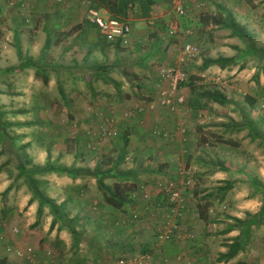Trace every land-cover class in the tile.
I'll return each mask as SVG.
<instances>
[{
    "label": "crops",
    "instance_id": "0c3cea01",
    "mask_svg": "<svg viewBox=\"0 0 264 264\" xmlns=\"http://www.w3.org/2000/svg\"><path fill=\"white\" fill-rule=\"evenodd\" d=\"M199 1L201 0H198V3H195V0H184V2H181L185 10L183 17L181 15L177 16L174 13L173 7L170 13L166 9V6L159 3V1L153 5L161 9L158 16L168 21L172 28H176V31H183V29L191 28L192 24H201L200 16L197 19L192 16L196 9L206 8L205 10L207 11L211 9L215 11L217 9L216 6L221 4L227 10H231L230 12L234 18L238 12L243 14L241 16V22L237 19L235 20L244 27L247 33L245 36L246 40L248 36V39H250L249 42H252L255 46L256 39L264 43V0H242L241 2L239 0H214L215 2L213 3L207 2L201 5H199ZM252 2L254 3L252 4ZM47 17H45L42 24L44 44L47 37L49 39L51 38L49 33L50 27L61 25L60 18L52 19L55 17L54 14L51 19L49 18L50 14H47ZM206 18L209 17L206 15L204 19ZM152 22H154V18L149 20V23ZM206 22L207 24H211V26L219 27L213 24L211 17ZM79 33L80 30L69 35L59 28L54 39V48L57 57L52 63H50V60L44 61L46 57L45 51L49 48L47 47L38 55V74L37 69L34 67H23V72L19 74L29 82V90L32 89L33 82L47 87L48 93L40 96L39 104L41 107L49 105L52 113L48 115L43 114L48 109L44 107V110L41 108L39 119L18 118L15 121H8L7 135L11 144H13V147L9 151L16 158L14 165L15 167L17 166V169L20 163H24L29 168L32 165L43 166L46 162H50L55 166L67 170L64 172L49 171L35 175L40 180L39 188L41 191L51 198L55 204L59 205L63 211V214H53L47 205L42 207L44 211L43 217L45 216V219L41 223L43 224L44 232L48 233L47 237L57 241V243H61L64 248H67L65 250H68L71 256L70 264H97L96 261L102 252L108 254L109 251L110 253L113 251L115 253V250H120L124 254L132 256L131 258H139L144 264H211L207 252L209 249V240L207 238L211 233L209 234L208 232L209 220L206 219V210L209 213L218 210L221 211L219 212V216L224 221L227 220L225 218L226 214H229L232 218L235 217L244 222L228 224L227 228H224L222 231L224 236L229 237L227 240L228 244L232 242H238L240 244L236 254L228 259L226 257L223 258L221 254L227 252L228 247L226 246V250L224 251L221 247L218 250L221 252L213 264H264V218H260L261 216L264 217V213L262 215L259 214L264 197L261 188L253 183L249 173L256 169L254 160L252 158H237L233 162V172L237 173L238 176L234 177L232 175L223 178V170L213 166L208 168L205 173V178L202 179V188L197 193L193 192L192 188L194 184L196 185V182L193 178L187 176L192 171L191 167L184 169L186 165L182 163H185L189 157V153H191L189 148L193 144L191 141L192 136L186 134V132H189L188 127L191 125L193 117H196L197 110L189 106V100H185V107L181 105L176 111H170L160 103V99L156 100L158 104L155 107L154 100L151 98L143 100L137 93H133L131 97L125 96L124 98H114L115 100L111 99L118 107V111L134 107L132 109L133 111H129L131 109L127 110L129 113L134 112V114L133 116L130 115L132 117L129 118L124 116L122 112L119 114L114 113L116 120L119 121L116 127L119 125V129L122 130V139L119 140L118 144L110 141L108 142L109 148L102 147L100 149V142L105 140L101 139L102 136L99 131V125L101 123L99 122L111 116L112 112L108 110L107 102L103 100H98V102L88 101L87 105L83 102L81 105H85L87 110L86 112H82L80 102L73 98L75 90L85 89L91 93V90L100 91L105 86L107 89H110L111 86L117 89L119 87L123 89L131 87L128 83H126V87L119 86V81L112 76V74L116 75L115 73L107 74V76L106 74L103 75V70H110L109 72L111 73L112 68L116 65L109 61L112 55L109 50L106 51L103 48V37H100L98 34L87 35L83 32L79 35ZM174 34L176 35L177 32ZM227 35L228 37L221 43L222 51L216 57L234 56L235 60L232 63L226 64L224 67L209 65L205 69L202 68V71L206 72V81L218 82L225 75L224 73H231L234 75L233 80L235 81L232 87L239 93L234 99H238L240 105L243 104L240 103L243 102V99L249 103L257 102V98L261 94L254 95L250 92V87L264 82V73L259 78L261 67L258 68L259 65L264 66V60L260 61L256 57L258 59L256 65L255 63L250 65V62L246 58L248 57L250 59V56L253 55L247 50L243 51L249 42H245V39L237 35H232L231 30ZM142 38L146 39L145 34L135 29L131 33L130 42H139L137 40H142ZM75 40L81 41L80 43H76ZM105 42L107 41L105 40ZM235 46L240 48V50L236 49ZM259 47L264 49V45ZM165 52L167 53V51ZM155 53V50H151L145 54H139L137 59L143 60L142 62H138L137 65L139 66L130 64L134 65V67H139L142 72H145V70L151 71L150 69L153 70V67H156L152 64L154 62L152 57ZM63 58L70 59V61L62 65ZM215 68L222 76L210 75L211 69L216 71ZM149 76H151V73H149ZM253 80H258L256 82L257 84ZM244 83L248 86V91L244 90L242 97L240 96V92ZM64 88L71 90L67 93H70L69 97L72 98L68 99L65 94L64 96L62 95V104L65 107H61L54 100V97L57 94V89L62 90ZM156 92L158 94L157 90ZM246 96L250 98H246ZM233 102L236 103L235 101ZM60 108H63L62 110H69L70 114L68 115L66 113L63 117L62 114L64 112H58ZM111 108L115 109L112 106ZM183 108H187L189 113V116L186 118H184V115L181 118L180 115L183 113V110L180 111ZM76 110H79V113H76ZM127 111L124 112L128 113ZM28 112L24 110V115L32 116L30 114L31 112ZM99 117L103 118L99 120ZM111 118L115 119L113 116ZM196 121L198 120L196 119ZM77 122L84 123V126L76 131L75 125ZM139 122L143 124L140 125ZM184 122L186 125L183 126L182 124ZM152 127L166 129L169 134L167 136H155L153 134V137L157 138H151L146 129L150 128L151 131ZM199 128L197 126V128L191 129L196 131ZM253 133L255 132L253 131ZM86 138H90L92 141L96 139L97 141L94 145L92 142H87L88 148L91 147L88 156H91L88 165H83L82 160L84 159L83 154L85 151L79 148V145L81 142H85ZM20 149L23 151L20 152ZM95 149L98 150L97 153H100L99 155L92 152ZM146 159L150 162L147 163ZM213 159L211 162H214ZM199 160L201 161L200 158ZM203 164L206 163L204 162ZM192 167L193 169L196 168L194 165ZM4 176L3 173H0V197L2 196L1 193L10 187L12 183L10 182L11 180L4 179ZM169 177H176L175 179H177L178 183L183 184L184 201L182 216L179 219L180 227L175 232L179 233L178 235L183 234L184 236L190 234L194 237L195 235L197 238L195 242L196 246H190L187 243L190 240L186 242L184 241L186 240L185 238H174L170 241L160 242L155 237L153 244L142 245L143 252L147 251L146 247L151 249L148 251L150 256L146 259L145 255L140 256V254L133 251L137 238L136 234L139 229L134 230L136 228L132 226L133 223H130L133 222L131 216L134 212H138L144 217L141 220L147 218V221L153 225L152 227L157 232L163 228L165 225V217L163 211H161V207L166 203L167 197L159 191V187ZM224 179H237L235 180V183L238 184L237 187L241 185L245 186L242 191L235 193V202L233 203L229 201L228 194L225 197L223 190L221 191L222 188L217 187L223 183ZM261 183H264V178H262ZM116 190L125 197L121 205L117 203L116 197L111 194H115ZM8 191L9 200L7 204L9 206L7 210L9 212L22 213L23 216L27 213L30 216L27 225L30 226L31 223L35 222L39 201L33 199L29 203L32 194L30 191H25L24 189L17 196L15 186ZM143 191L149 193V198L144 197ZM83 192L85 195L81 200L79 195L82 196ZM86 206H90L93 214L100 213V216L103 215V217L111 219L112 222L114 217L122 219L124 224L128 220L129 225L120 224L119 229V233L125 240L120 242L118 246L112 244L106 248H100L94 237L86 235L88 237L86 238L85 235L79 234L83 231L80 230L79 232L76 227L70 226L68 222L77 221L81 214L87 215L85 212L88 211L84 209ZM2 207H4V204L0 202V208ZM26 208L27 211L25 210ZM120 215L123 216L121 217ZM66 218H70V220ZM86 219L83 220L86 221ZM53 220L54 225L50 228ZM220 224L224 225L223 222ZM95 230H102V228L95 226ZM140 231H142L141 233L144 232L143 229ZM199 235H201L202 239L198 238ZM133 236L136 237L132 239ZM23 240L25 242L22 244H28L29 242H35L36 238L27 233V237ZM85 240L90 242L91 247L83 243ZM79 246L80 248L78 249ZM46 248H42L41 246V249H38L40 251L39 253L42 255V252ZM189 253H194L199 257L195 255L189 256ZM58 260L60 261L59 258Z\"/></svg>",
    "mask_w": 264,
    "mask_h": 264
},
{
    "label": "rangeland",
    "instance_id": "374dc122",
    "mask_svg": "<svg viewBox=\"0 0 264 264\" xmlns=\"http://www.w3.org/2000/svg\"><path fill=\"white\" fill-rule=\"evenodd\" d=\"M92 1L93 0H21V2L18 4L12 3L13 0H0V112H3L2 119L0 120V129L2 128V123L4 121H15L18 120V118H30L31 120H34L35 118L39 119L41 108L43 110L45 108H48L43 114L48 115L52 113V109L49 108V105L41 107V105L39 104L40 96L48 93L47 87H45V85H41L40 83L33 82L32 89L29 90V82L27 81V79L19 75L20 72H23V68L18 67L19 61L17 56V49L19 48L21 50L22 56L31 57L34 64L39 62V60L37 61V58L40 52L43 51L44 47V32L42 29V24L45 17L48 18L47 14H50V19L53 14L55 15V17L52 19L55 20L57 18H60L61 25H54L49 29L51 38L49 39V45L47 46L49 48L45 51L46 57L44 58V61L50 60V63H52V61L57 57V53L54 48V39L56 33L59 31V28H61L63 32H67V34L69 35H72L76 31L80 30L79 35L84 32L87 35L98 34L100 37H102L97 27L93 26L91 24V21H88L86 19V14L87 11L91 9ZM152 1L153 4L158 1L161 4H164L166 6V9H168V11L171 13L172 7L174 5L173 0ZM176 1L184 2V0ZM239 1L241 2L242 0ZM207 2L213 3L215 1L201 0L199 1V5L203 3L205 4ZM195 3H198V0H195ZM253 3L254 2H252V4ZM153 4L150 7L149 15L147 17H144L141 14L139 5L134 4L132 6V9L129 11L128 16L125 18V20H128L131 24L132 32L135 29L137 31L140 30L142 31V34H145L146 39L142 38V40H137L139 42H130L129 38V44L122 47L114 43H107L102 38L104 44V47H102L105 48L106 51L109 50L112 55L109 61L112 62V64H116L112 68L111 73L109 72L110 70H103V75L106 74L107 76V74L110 75L112 73H115L116 75L112 74V76H114L115 79L119 81V86L126 87V83H128L131 88L123 89L119 87L117 89L116 87L111 86L110 89H107L105 86L100 91L91 90V93L89 92V90L77 89L73 94V98L80 102V106H82L80 107V109L82 110V112H86L87 110V107H85V105H81L83 102H85L86 105L88 104V101L98 102V100H103L107 102L108 110L112 112V115L110 114L111 116L107 118H111L112 116L115 118L114 113L119 114L121 112L126 117H132L134 112L129 113L127 110L131 109L129 111H133L132 109H134V107L126 108V110L123 111H118V107L111 99L115 100L114 98H124L125 96L131 97L133 93H137L143 100H148L149 98H151L152 100H154V104L156 107L158 104L156 100L160 99L161 90L167 88V84L165 82H160L157 79L158 68L162 66L166 67L176 65V56L179 52L181 44L183 42H192L198 46L199 53L192 60H189L182 65L183 70L185 71L186 79L180 84L178 94L182 95L184 97V100H189L191 97H194L196 95L197 90L200 89V85L204 84L208 87L219 89L226 95L228 99V101L224 104L203 100L202 102L205 104V106L203 108L196 109V117H193L191 125L188 127L189 132H186V134L192 136V139H190L193 144L192 147L189 148L191 153H189L188 159L185 161V163L182 164L186 165L184 169L191 167L192 171L187 176L193 178L196 182V185H193L192 191L197 193L198 190L202 188V179L205 178L207 169L212 166L224 171L223 178H227L228 176L232 175L233 177L238 176L237 173L233 172V162L239 157H242L243 159L252 158L254 160L256 169L252 170V172L250 171L249 173L251 175V180L253 181V183L257 187H259L257 185L258 182H261L262 178H264V82L257 84L256 82L258 80H253L257 85H252L250 87V92H252L254 95L261 94V96H258L257 102H254L253 105H251V103L243 99V102H240L243 104L240 105L238 103V99H234V97L239 93L235 89H233L234 87H232L235 83V81L233 80V74L227 72L224 73L225 75H223V77H221L220 81L218 82L206 81V72L202 71V58H204V56L216 57L218 54H220L222 51L221 43H223L224 39L228 37L227 34L231 29L214 27L211 26V24H207V22L205 23V21H209L210 17L212 16H218L220 13H223L222 11H219L217 9L215 11L213 9L207 11L205 10L206 8L196 9L192 16L196 19L200 16L201 24H192L191 28L183 29V31H178L175 35L168 33L170 23L168 21H165L163 17L158 16L161 9L157 8L156 5ZM206 15L209 18L204 19ZM183 16L184 15H182V17ZM241 16H243V14L238 12L236 13L235 19L241 22ZM153 18L154 22L149 23V20ZM65 38L67 39V36ZM80 41L81 40H75L76 43H80ZM255 42L256 48H261L259 46L264 45V43L260 40L256 39ZM151 50H155L156 52L152 57L154 61L152 64L156 66L153 67V70L150 69L151 71L145 70V72H142L140 71L139 67H134V65H131H137L138 62H142L143 60L137 59V56L139 54L150 52ZM165 51H167V53ZM250 57V59L247 57L246 60L250 62V65H253L254 63L256 65L258 59L254 56ZM68 61H70V59L63 58L62 65L67 64L65 62ZM259 67H261L259 72V78H261V74L264 73V66L259 65L258 68ZM210 72L211 76H222L221 73H218L217 69L216 71L211 69ZM149 73H151V76H149ZM191 88H193V90ZM156 90L158 91V94L157 92L155 93ZM244 90L248 91V86L245 83L243 84V88L240 92V96L242 97ZM70 91V89L66 88L62 90L57 89V94L54 97V100H56L61 105V107H65L62 104V95L64 96L65 94L68 99H71L72 97H69L70 93H67ZM233 101H235L236 103H234ZM185 103L186 102L181 105L183 106ZM111 106L115 109L111 108ZM62 109L63 108H60V111L58 112H64L62 114L63 117L66 113L68 115L70 114L69 110L67 111L65 109ZM24 110L31 112L30 114H32V116L24 115ZM124 111H127L128 113H125ZM180 111L183 112L180 114L181 118L183 117V115L184 118L189 116L187 108H183ZM75 112L79 113V110H76ZM102 118L99 117V120ZM107 118L101 120L102 122L100 121L99 123H104ZM196 119L198 121H196ZM249 120L252 123H249ZM118 122L119 121H117L115 118L114 122H112V125L116 127ZM81 123L82 122H77V124L75 125L76 131L80 130L82 126H84V123ZM139 124L141 125L143 123L139 122ZM182 125L184 126L186 125V123L184 122ZM197 126H199L200 128L196 129V131H193L192 129L197 128ZM251 126L257 131H255V134L251 131ZM7 128L8 126L3 127L0 131V173H3L5 175L4 179L11 180L10 182L12 183L10 187H8V190L10 188L13 189V186H15L16 195L18 196L21 194V191H23V189L25 191L30 190L25 176L19 175V170L17 169V166L15 167L14 165L16 163V158H14V156L11 155L9 151L13 147V144H11L10 139H8ZM116 129L118 135H116L115 137H101V139L105 141L100 142V149L102 147L109 148L108 142L110 141L118 144L119 140L122 139V130L119 129V125L118 127H116ZM146 130L151 138H154V135L164 136V132L169 134L166 129L160 127H152L151 131L150 128ZM156 138L157 137H155L154 139ZM88 141L92 142V144L94 145L97 140L93 139L92 141V139L86 138V141L81 142V144L79 145V148L85 151L83 154L84 161L82 160L83 165H88L89 158L91 156H88L89 150L91 151V147L88 148L87 146ZM22 151L23 150L20 149V152ZM92 152L94 154H100L97 153L98 150L96 149ZM199 158L201 159V161L199 160ZM212 159L214 160V162H211ZM146 162L148 163L150 161L146 159ZM201 162H205L209 165L203 164ZM193 165L196 167L195 169H193ZM235 180L237 179H224L223 183L217 186L222 188L221 191L223 190L225 197H227L228 194L229 201L232 203L235 202V193L237 191H242L243 188H245L244 185L237 187L238 184L235 183ZM123 188H125V186H123ZM1 195L2 196L0 197V202H3L4 207L0 208V264H31L28 259L19 257L13 252L15 248L24 249L27 246H33V248L35 249L34 258L36 263L41 262L42 256H40L39 250L42 246V248L50 247L55 250V252L57 253V257L60 259L61 263L70 264L71 256L69 251L65 250L67 248H64L61 243H57V241L48 238V233H45L43 230V224L41 222H43L45 219V216L43 217L44 211L38 218L39 220L37 224L31 223V225L28 226L27 221L30 219V216L26 212V215L23 216L22 213L11 211L9 212V210H7L9 206L7 204L9 200V191L6 190V192L1 193ZM84 195V192L82 196L79 195L81 197V200L84 198ZM84 209L88 211L85 212L87 215L81 214V216L78 217L79 219L77 221L68 222L70 226L76 227L79 232L80 230L83 231L79 234L85 235V237L86 235L94 237L100 248H106L107 246L112 244H116L118 246L120 242H123L125 240V238L119 233L120 224H124L122 222V219L114 217L112 222L111 219L103 217V215L100 216V213L93 214L91 212L90 206H86L84 207ZM25 210L27 211V208ZM219 212L221 211L217 210L209 213L206 210V219L209 220L208 232L209 234L211 233L207 238L209 240V249L207 252L209 254L208 256L210 258L211 264H213V262H216L215 259H217L219 253L221 252L218 250L222 247L224 251L226 250V246L228 245L227 240L229 237L224 236L222 231L224 230V228H227L228 224H235V220L231 217V215L226 214L225 218L227 220L224 221L221 219V216H219ZM85 218H87L86 221L83 220ZM142 218H144L143 215H140L137 219H133L131 216L133 222L130 223H133L132 226L136 228H133L134 230L139 229L138 233L136 234L137 238L135 240L136 243L133 251L140 254V256L145 255L146 258L147 255L150 256L148 251H150L151 249L146 247L147 251H144V253L142 251V245L153 244V239L157 235V230L152 227L153 225H151L147 221V218L141 220ZM260 218L263 219L264 217L261 216ZM36 219L37 215H35V220ZM66 219L70 220V218ZM222 222L224 223V225L220 224ZM124 225L128 226L129 221L126 220ZM95 226H99L100 228H102V230H95ZM14 227L18 228L16 232L13 230ZM88 229L90 230L88 231ZM141 229H143L145 233H141ZM27 233L31 236H34L36 240L35 242L22 244L23 242H25L23 239L27 237ZM135 237L136 236H133L132 239H134ZM198 238L202 239L201 235H199ZM188 240L190 241L187 242ZM196 240L197 238L194 235V237L190 236V238L188 237L184 241L190 244V246H196ZM83 243L86 246L91 247L88 240H85ZM79 248L80 246L78 247V249ZM109 253L105 254L102 252L101 256L98 257L96 263L116 264V262L120 258L132 257L124 254L120 250H115V253L111 251L110 255ZM194 253H196V251H194ZM194 253H189V256H196V254Z\"/></svg>",
    "mask_w": 264,
    "mask_h": 264
},
{
    "label": "built area",
    "instance_id": "2783aa9c",
    "mask_svg": "<svg viewBox=\"0 0 264 264\" xmlns=\"http://www.w3.org/2000/svg\"><path fill=\"white\" fill-rule=\"evenodd\" d=\"M60 1V0H54ZM21 0H13L12 3H20ZM174 13L177 16L185 14V10L180 1H174L173 5ZM86 19L96 24V27L102 37L109 43H114L119 46H127L129 44V38L132 33V27L128 20L118 19L109 16L106 11L100 9H89L86 14ZM178 32L176 28L169 26V34ZM199 53L198 46L192 42H183L180 46L179 52L176 56V65L174 66H162L158 68V79L160 82H165L167 88L160 92V103L166 106L170 111H176L181 104L185 102L184 97L178 94L180 84L185 81V71L182 65L187 61L192 60ZM113 118H107L104 123L99 127V131L102 137H115L118 135L116 127L112 125ZM166 132L163 133L166 136ZM183 184L169 177L165 183L160 185L159 191L167 197V201L161 207V211L164 213L165 225L157 232V240L160 242L170 241L175 239L190 238V234L184 236L178 235L175 231L179 229V219L182 216L183 207ZM145 198H149V193L143 191ZM140 216L138 212L132 214L133 219H137ZM15 232L17 228L13 229ZM176 233V235H174ZM192 237V236H191ZM14 254L26 258L31 264H61L58 260L56 252L52 248H46L42 252L41 262H35V249L33 247H26L24 249L15 248ZM148 255L146 259H148ZM117 264H144L139 258H121L117 261Z\"/></svg>",
    "mask_w": 264,
    "mask_h": 264
},
{
    "label": "trees",
    "instance_id": "16d2710c",
    "mask_svg": "<svg viewBox=\"0 0 264 264\" xmlns=\"http://www.w3.org/2000/svg\"><path fill=\"white\" fill-rule=\"evenodd\" d=\"M134 4H138L141 14L144 17H147L149 15L150 7L152 6L153 1L152 0H93L91 8L105 10L106 13L111 17H115L118 19H125L128 16L129 11L132 9V6ZM217 9L219 11H222L224 14L220 13L218 16H214V17L212 16L211 21L213 22V24L219 27L229 28L231 29L232 35H237L245 39V36L247 33L244 27H242L239 23L236 22L233 14L221 4H218ZM91 24L93 26H96V24L93 22H91ZM249 41L250 39H248V36H247V40L245 39V42H249ZM48 42H49V38L47 37L43 49L47 48ZM235 48L240 50V48H238L237 46H235ZM246 50L251 55L257 57L260 61L264 60V49L263 48H256V46L252 42H249L246 44L243 51H246ZM17 56H18V61H19V64H18L19 68L34 67L37 69V73H38V62L34 64L31 57L22 56V52L19 48L17 49ZM234 60H235L234 56L232 57L218 56L216 58L204 57L202 61V68L205 69L209 65H219L220 67H224L226 64L234 62ZM191 89L193 90V88ZM246 98H250V97L246 96ZM203 100L213 101L219 104H224L228 101L226 95L223 92H221L219 89L214 88V87H208L204 84H201L200 89L197 90V93L194 97H191L189 99L188 104L190 107L195 108V109L203 108L205 106V104L202 102ZM253 103L254 102H251V105H253ZM2 116H3V112H0V120L2 119ZM249 123H252V122L249 120ZM2 124H3L2 128L7 127L9 125L8 121H4ZM250 128L252 132L256 131L252 126ZM18 170H19V175L25 176L26 181L29 184V190L32 194V197L29 200V203L32 202L33 199H37L39 201V206L36 211L37 219L35 220L34 224L38 223V220H39L38 218L43 212L42 207L44 205H47L50 208L51 213L53 214H57V213L63 214L62 208H60L59 205L55 204V202L51 198L46 196L41 191V189L39 188L40 180L36 178L35 175H39L43 172H49V171L64 172V171H67L65 168L55 166L54 164L50 162H46L43 166L32 165L29 168L26 167L24 163H20L18 165ZM257 185L261 188V191L264 197V183L258 182ZM6 190L8 191V188ZM6 190L3 193H5ZM111 194L116 197V201L117 203H119V205L123 203L125 197H123L118 190L115 191V194L113 193ZM263 213H264V200H263V204L261 206V210L259 214H263ZM233 219L235 220V223L244 222L243 220H240L235 217H233ZM53 225H54V220L51 222L50 228H52ZM227 247H228L227 252L221 254V257L223 258L226 257L228 259L236 254V252L238 251L240 247V244L238 242H232L228 244Z\"/></svg>",
    "mask_w": 264,
    "mask_h": 264
}]
</instances>
